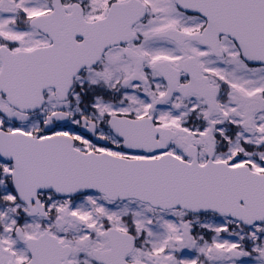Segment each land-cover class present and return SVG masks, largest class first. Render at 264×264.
<instances>
[{
    "label": "snow or ice",
    "instance_id": "obj_1",
    "mask_svg": "<svg viewBox=\"0 0 264 264\" xmlns=\"http://www.w3.org/2000/svg\"><path fill=\"white\" fill-rule=\"evenodd\" d=\"M0 264H264V0H0Z\"/></svg>",
    "mask_w": 264,
    "mask_h": 264
}]
</instances>
